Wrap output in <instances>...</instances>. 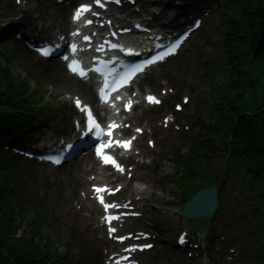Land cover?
<instances>
[{"label": "trees", "instance_id": "trees-1", "mask_svg": "<svg viewBox=\"0 0 264 264\" xmlns=\"http://www.w3.org/2000/svg\"><path fill=\"white\" fill-rule=\"evenodd\" d=\"M258 26L263 30V42L264 0H249L244 7L242 22L235 23L231 27L230 44L232 48H235L232 42L245 44L247 40L251 41ZM239 98H243V96L234 94V98L232 99L236 101ZM245 101H248L246 102L245 112L257 113L261 109H264V96L261 97L258 89L255 87L250 90L249 98L247 99L246 97ZM251 122L256 125L254 130L248 127V124ZM241 129L247 148L255 150V164H261L264 169V111L254 117L250 115L243 116ZM254 165H252V168H256ZM12 199L16 203H12ZM28 220L29 213L22 208L16 192L11 184L4 180L0 171V264H11L12 262L15 264H39V258H44V260L48 258L50 254L48 244L45 245L48 247L45 251H43L44 249H40L39 246L44 240L41 237V226L38 222H31L28 240L23 241L13 237L16 230ZM3 250L8 253V257L3 254ZM43 262L41 264H44Z\"/></svg>", "mask_w": 264, "mask_h": 264}, {"label": "rangeland", "instance_id": "rangeland-1", "mask_svg": "<svg viewBox=\"0 0 264 264\" xmlns=\"http://www.w3.org/2000/svg\"><path fill=\"white\" fill-rule=\"evenodd\" d=\"M31 4L32 7L35 8L36 4L34 2V0H31ZM45 12V10H43ZM198 51L195 53H192L188 56L185 57V59H183V62H185L184 65H186V63H188V68H190V72L188 73V75L185 76H181L183 79H185L188 76V79H194L195 83H194V87L196 88L198 86V84L200 85L198 90L200 92H203L205 90V88L200 84L201 81V74H202V64L201 61L199 59V56L197 55ZM218 54V50L216 49V51L214 49H209L207 51H205V57L208 58H212V56H214L215 54ZM32 61L29 60L28 58L25 57L24 54H22L18 49L15 50V54L13 55L11 61L9 62V67L11 69V72L13 73V75H17L18 73L23 77V78H27V76L29 77L28 74H30V69L32 68ZM183 63H175L173 64L167 71H176L178 68L182 67ZM166 71V72H167ZM200 71V72H199ZM172 76V75H170ZM45 86L47 88V90L49 91V93H56V94H64L68 91L71 92V90H68L66 87H64L63 85H59L58 83L60 81H58V78L55 77V74L53 72L52 69L48 70V73L45 74V76L43 77ZM223 82L226 83L228 82L227 78H219L216 79V82ZM30 83L33 85L34 83L30 80ZM62 84V83H61ZM203 95L205 97V99L207 100L208 94L203 92ZM47 101H51L52 98L51 97H46ZM208 102V100H207ZM221 143L220 140H218L217 144ZM161 194V193H159ZM163 197H165V195H161ZM156 203H162L163 202H157L156 200H154ZM29 225L26 226V228ZM25 228V229H26ZM65 247V244H64ZM63 251V248H62Z\"/></svg>", "mask_w": 264, "mask_h": 264}, {"label": "snow or ice", "instance_id": "snow-or-ice-1", "mask_svg": "<svg viewBox=\"0 0 264 264\" xmlns=\"http://www.w3.org/2000/svg\"><path fill=\"white\" fill-rule=\"evenodd\" d=\"M117 3L120 2V0H116ZM96 3L100 4V0H96ZM101 7L103 6L102 4L100 5ZM90 6L88 5H84V6H81L80 9L77 10V12L75 13V19L79 20L81 18V16L83 15V13L85 12H88L90 11ZM89 24H91V21H88ZM85 39H88L87 37ZM179 45H174V48L175 47H178ZM73 50L75 51L76 50V45H73ZM113 47H116L115 45H113ZM42 54L47 56L49 55V51L47 49H42L41 50ZM171 54V53H169ZM65 59H68L67 57H65ZM159 59H163V56L159 57ZM150 63H155V61H151ZM71 69L73 72L75 73H78L81 77H84L86 76V72L84 71L83 67L79 66V62L78 61H73L72 65H70ZM142 70V69H141ZM105 99H107V94L105 93V96H104ZM149 100L150 103H159L160 101L157 100L155 97H152V96H149L147 98ZM77 107H81V101L79 99H77L75 101ZM81 110L83 111L84 109L81 108ZM88 115H89V131H92L93 129H98L100 130L101 132H103V129L100 128V125L94 120V118H92V114H91V110L88 109ZM110 130L108 131L107 135L109 137L112 136V131L111 129H114L116 127H118V125H110ZM137 131H140L139 129ZM119 146V147H122V148H125V149H129L130 146H131V141H113V140H109L107 144H101L97 150H96V154L103 160V162L105 164H111L113 165L118 171L120 172H123L124 171V168L116 161V159L114 157H112L111 155H106L105 152H104V149L106 148H111L113 146ZM58 162V161H57ZM96 191L98 193H102V192H107L108 189L105 187V188H97ZM100 199V202L102 204H104V199H103V196H100L99 197ZM113 207H118L117 205H111V204H105V209H109V208H113ZM113 219H118V217H108V221L109 223H111V221ZM111 231H115V229H110ZM123 239V238H121ZM181 243L184 242L183 238H181ZM145 248H151L152 245H145L144 246ZM133 251H135V249H132Z\"/></svg>", "mask_w": 264, "mask_h": 264}, {"label": "bare ground", "instance_id": "bare-ground-1", "mask_svg": "<svg viewBox=\"0 0 264 264\" xmlns=\"http://www.w3.org/2000/svg\"><path fill=\"white\" fill-rule=\"evenodd\" d=\"M227 40H228V42L231 41V36H229ZM70 79H71V78H70ZM71 80H72V79H71ZM72 83H73V84H72V86H70V88H71V87H72V88H76V87L79 86V83H77L78 86H77V85L74 86L75 83L73 82V80H72Z\"/></svg>", "mask_w": 264, "mask_h": 264}]
</instances>
